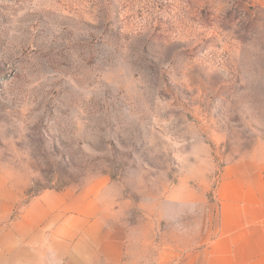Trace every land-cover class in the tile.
I'll return each instance as SVG.
<instances>
[{
	"label": "rangeland",
	"instance_id": "374dc122",
	"mask_svg": "<svg viewBox=\"0 0 264 264\" xmlns=\"http://www.w3.org/2000/svg\"><path fill=\"white\" fill-rule=\"evenodd\" d=\"M262 143L264 0H0V264L31 199L99 179L87 234L179 259Z\"/></svg>",
	"mask_w": 264,
	"mask_h": 264
},
{
	"label": "crops",
	"instance_id": "0c3cea01",
	"mask_svg": "<svg viewBox=\"0 0 264 264\" xmlns=\"http://www.w3.org/2000/svg\"><path fill=\"white\" fill-rule=\"evenodd\" d=\"M101 180L95 191L104 189ZM88 190H47L31 199L20 215L24 227L11 237L15 246L2 253L3 264H125L131 253L127 236H112L107 221L100 222L98 239L87 234L97 208L90 198L94 190ZM214 197L212 238L179 259L165 253V264H264V143L222 167Z\"/></svg>",
	"mask_w": 264,
	"mask_h": 264
}]
</instances>
